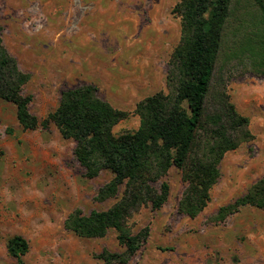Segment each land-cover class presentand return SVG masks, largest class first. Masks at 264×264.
<instances>
[{"label": "rangeland", "instance_id": "374dc122", "mask_svg": "<svg viewBox=\"0 0 264 264\" xmlns=\"http://www.w3.org/2000/svg\"><path fill=\"white\" fill-rule=\"evenodd\" d=\"M179 0H0L4 43L20 68L31 74L24 87L33 96L31 113L40 120L59 104L63 91L84 84L113 106L130 111L115 132L134 130L136 103L166 89L168 62L180 38ZM231 101L250 118L254 137L228 151L211 200L196 217L178 211L186 187L172 166L164 177L169 199L158 210L142 206L129 224L147 239L127 263L264 264V208L245 205L225 220L219 208L243 195L264 175V77L248 72L227 83ZM75 141L52 122L25 129L16 106L0 99V264H19L7 241L29 242L22 264H106L104 250L124 247L115 229L104 237H82L64 226L75 208H108L98 201L109 169L89 178L77 160Z\"/></svg>", "mask_w": 264, "mask_h": 264}, {"label": "trees", "instance_id": "16d2710c", "mask_svg": "<svg viewBox=\"0 0 264 264\" xmlns=\"http://www.w3.org/2000/svg\"><path fill=\"white\" fill-rule=\"evenodd\" d=\"M180 38L168 62L166 89L139 100L134 130L116 133L130 111L101 98L97 87L84 84L63 91L58 106L40 120L31 113L33 96L24 93L31 74L20 68L4 43L0 24V99L16 106L25 129H46L54 123L65 139L75 141L74 154L89 178L109 169L113 176L96 200L115 201L106 209L72 210L66 229L82 237H104L115 229L124 247L98 255L106 264L127 263L147 239L149 228L134 232L129 219L144 205L162 208L172 166L182 172L186 187L178 211L196 217L211 200L228 151L254 137L250 118L238 112L227 83L251 72L264 77V0H179ZM264 208V175L246 193L223 205L216 220H225L242 206ZM7 251L23 263L29 242L21 235L7 241Z\"/></svg>", "mask_w": 264, "mask_h": 264}]
</instances>
